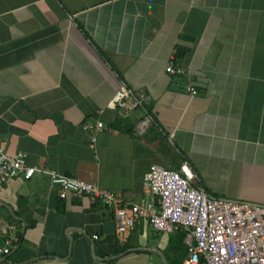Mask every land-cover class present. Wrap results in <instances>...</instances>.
<instances>
[{
  "label": "crops",
  "instance_id": "1",
  "mask_svg": "<svg viewBox=\"0 0 264 264\" xmlns=\"http://www.w3.org/2000/svg\"><path fill=\"white\" fill-rule=\"evenodd\" d=\"M120 83L140 105H108ZM0 149L134 203L150 164L186 161L209 197L264 205V0H0ZM58 192L46 172L2 183L0 264H174L187 248L143 218L119 242L102 200Z\"/></svg>",
  "mask_w": 264,
  "mask_h": 264
},
{
  "label": "built area",
  "instance_id": "2",
  "mask_svg": "<svg viewBox=\"0 0 264 264\" xmlns=\"http://www.w3.org/2000/svg\"><path fill=\"white\" fill-rule=\"evenodd\" d=\"M164 71L179 74L181 68L170 56ZM187 90L195 93L191 87ZM130 96L133 100L126 102ZM140 101L141 95H134L120 83L108 105L132 108L140 105ZM98 128L99 122L92 131ZM94 140L93 135L89 136V147ZM36 171L49 174L50 181L59 187V197L71 192L102 200L113 210L119 242L132 229L134 220L143 218L155 230L183 232L188 249L183 264H199L200 261L202 264H264V205L209 197L186 161L179 163L176 169L150 164L142 174L144 197L134 203L123 201L84 180L28 165L21 151L5 153L0 149V186L15 176L29 179ZM7 251V248L0 249V252Z\"/></svg>",
  "mask_w": 264,
  "mask_h": 264
},
{
  "label": "trees",
  "instance_id": "3",
  "mask_svg": "<svg viewBox=\"0 0 264 264\" xmlns=\"http://www.w3.org/2000/svg\"><path fill=\"white\" fill-rule=\"evenodd\" d=\"M174 233L177 234V237L182 240V238H183V232L182 231L181 232H174ZM180 251H181V253L179 252L178 260L176 262L174 261V264H180L182 256L185 258L188 256L187 255L188 254L187 248L185 249V247H183L182 249H180ZM199 264H202L201 261L199 262Z\"/></svg>",
  "mask_w": 264,
  "mask_h": 264
},
{
  "label": "water",
  "instance_id": "4",
  "mask_svg": "<svg viewBox=\"0 0 264 264\" xmlns=\"http://www.w3.org/2000/svg\"><path fill=\"white\" fill-rule=\"evenodd\" d=\"M164 264H167L165 261H163Z\"/></svg>",
  "mask_w": 264,
  "mask_h": 264
}]
</instances>
